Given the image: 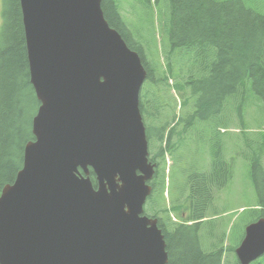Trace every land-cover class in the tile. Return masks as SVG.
<instances>
[{
	"label": "water",
	"instance_id": "95a60500",
	"mask_svg": "<svg viewBox=\"0 0 264 264\" xmlns=\"http://www.w3.org/2000/svg\"><path fill=\"white\" fill-rule=\"evenodd\" d=\"M19 5L40 105L22 168L0 193V264H167L157 220L142 215L154 165L139 56L109 27L101 0ZM235 252L241 264L264 253V218Z\"/></svg>",
	"mask_w": 264,
	"mask_h": 264
},
{
	"label": "trees",
	"instance_id": "16d2710c",
	"mask_svg": "<svg viewBox=\"0 0 264 264\" xmlns=\"http://www.w3.org/2000/svg\"><path fill=\"white\" fill-rule=\"evenodd\" d=\"M162 4L164 39L156 50L157 59L152 61L140 34L131 28L132 18L121 14L116 0H101L105 20L139 56L146 72L139 94V111L148 141V160L155 165L150 182L153 190L162 184L154 179L164 181L165 156L171 152L174 135L188 131L201 121L215 123L218 131L231 101L234 105L237 103L234 110L239 116L247 99L253 96L264 107V0H162ZM2 5L0 193L13 183L22 167L25 145L34 140L31 123L39 106L29 81L19 0H2ZM164 85L176 86L188 98H193V111L183 128L181 119L177 120L174 115L165 118L156 100L149 99ZM213 156L211 168L193 174L188 181V195L177 207H172L182 223L171 220V211L165 219L157 212L147 215L157 220L162 232L167 264L222 262L225 236L216 241L211 238L217 219L207 216V211L212 206L215 190L232 179L233 168L232 163L222 159L220 148ZM254 166L259 172L258 162ZM87 177L96 188L91 169ZM255 190L262 197L260 185ZM263 212L254 210L247 219L255 221ZM203 224L205 240L199 233ZM233 244L227 252L232 253Z\"/></svg>",
	"mask_w": 264,
	"mask_h": 264
},
{
	"label": "rangeland",
	"instance_id": "374dc122",
	"mask_svg": "<svg viewBox=\"0 0 264 264\" xmlns=\"http://www.w3.org/2000/svg\"><path fill=\"white\" fill-rule=\"evenodd\" d=\"M116 1L121 14L132 18L131 28L140 34L138 35L143 40L145 51L150 52L152 61L156 60V50L160 49V41L164 39L162 0ZM126 16L123 17L127 20ZM151 98L156 100L165 118L174 115L177 120L181 119L182 128L193 111V98H188L176 86H160L158 94L150 95L149 99ZM233 105L231 101L218 131L215 123L201 121L192 125L188 131L173 136L171 152L169 156H165L167 165L164 167V181L161 178L153 180L162 184L152 191L143 206L146 215L157 212L165 219L166 213L171 211V220L173 216L179 221V216L172 207H177L188 195L189 178L211 168L213 153L220 148L222 159L226 163H232L233 177L222 188L215 190L207 216L217 219L211 238L216 241V238L224 235L223 247L227 251L234 243L232 252L242 237L247 217L254 210L260 212L264 206V107L253 96L247 99L239 116ZM257 162L260 165L259 173L258 167L254 166ZM253 167L256 169L252 177ZM254 185H260L263 198L258 195ZM199 233L200 238L205 240V224ZM231 255V252L227 253V259Z\"/></svg>",
	"mask_w": 264,
	"mask_h": 264
},
{
	"label": "flooded vegetation",
	"instance_id": "af4514ba",
	"mask_svg": "<svg viewBox=\"0 0 264 264\" xmlns=\"http://www.w3.org/2000/svg\"><path fill=\"white\" fill-rule=\"evenodd\" d=\"M240 241H242V240H240ZM222 264H241V263L236 259V256L233 254L231 261L225 263V260H223ZM249 264H264V253L257 260L252 261Z\"/></svg>",
	"mask_w": 264,
	"mask_h": 264
},
{
	"label": "bare ground",
	"instance_id": "6f19581e",
	"mask_svg": "<svg viewBox=\"0 0 264 264\" xmlns=\"http://www.w3.org/2000/svg\"><path fill=\"white\" fill-rule=\"evenodd\" d=\"M196 33V32H195ZM264 35V34H263ZM256 37V36H255ZM188 38V37H187ZM250 39V38H249ZM251 42H252V40H251ZM257 42V41H256ZM255 43V42H254ZM244 44V43H243ZM257 44V43H256ZM256 47V46H255ZM252 63V62H251Z\"/></svg>",
	"mask_w": 264,
	"mask_h": 264
}]
</instances>
